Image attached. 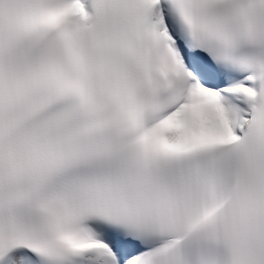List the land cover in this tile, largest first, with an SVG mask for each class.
Masks as SVG:
<instances>
[{"label":"snow or ice","instance_id":"obj_1","mask_svg":"<svg viewBox=\"0 0 264 264\" xmlns=\"http://www.w3.org/2000/svg\"><path fill=\"white\" fill-rule=\"evenodd\" d=\"M0 264H264V0H0Z\"/></svg>","mask_w":264,"mask_h":264}]
</instances>
